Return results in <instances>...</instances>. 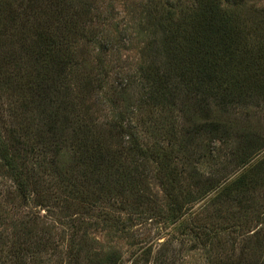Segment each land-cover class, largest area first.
I'll return each mask as SVG.
<instances>
[{"label":"trees","instance_id":"1","mask_svg":"<svg viewBox=\"0 0 264 264\" xmlns=\"http://www.w3.org/2000/svg\"><path fill=\"white\" fill-rule=\"evenodd\" d=\"M103 4L0 0V264H264V6Z\"/></svg>","mask_w":264,"mask_h":264},{"label":"rangeland","instance_id":"2","mask_svg":"<svg viewBox=\"0 0 264 264\" xmlns=\"http://www.w3.org/2000/svg\"><path fill=\"white\" fill-rule=\"evenodd\" d=\"M110 1L111 0H103V5L106 6L108 3L112 2L118 13L115 16V23H118L121 29L129 28V26L131 25V15H129L130 13L127 12H129V10H134L135 5L139 0H113L111 2ZM257 1L259 2V4L264 6V0ZM139 47L140 45L134 43L131 44V46L128 45V48L131 49L122 52L121 60L128 65H136L139 60ZM153 191L157 192L159 196L161 195V191L157 186H153ZM123 218L126 219L125 216H123ZM131 228L132 237L127 239L124 237L121 238L120 236H117L114 233H110L107 231L93 233L91 235V238L98 243L99 248L105 251L116 250L123 254V264H130L129 257L131 256L132 252L137 251V249L146 245H154L156 247H159L162 242L167 239L166 234L164 233L165 231L163 229V224L160 223V221H158L157 219L140 220L134 223ZM177 247L180 248L182 246ZM139 251L141 252V249ZM178 257L184 259V264H200L199 262L197 263V258L190 253L186 254V257H184L182 254H178ZM179 263L182 262L178 261L177 264Z\"/></svg>","mask_w":264,"mask_h":264}]
</instances>
